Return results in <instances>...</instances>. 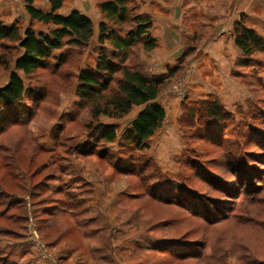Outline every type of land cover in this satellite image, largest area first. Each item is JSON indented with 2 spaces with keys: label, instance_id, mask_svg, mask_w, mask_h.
<instances>
[{
  "label": "rangeland",
  "instance_id": "374dc122",
  "mask_svg": "<svg viewBox=\"0 0 264 264\" xmlns=\"http://www.w3.org/2000/svg\"><path fill=\"white\" fill-rule=\"evenodd\" d=\"M164 1L179 9L171 19L163 20ZM92 3L86 9L95 11ZM130 4L152 19L157 45L137 48L131 63L163 79L156 99L165 112L162 126L147 148L136 150L123 143V134L143 107L91 121L75 86L78 71L94 64L93 40L61 49L68 56L59 68L28 77L18 71L25 85L43 94L25 101L23 120L0 135V180L14 198L22 196L28 213L23 256L34 249L52 260L50 241L66 239L98 264H264V52L244 57L233 33L234 22L244 19L264 38V0ZM13 18L23 21V1L0 0V22ZM20 52L11 41L0 45V86ZM212 100L226 113L219 122L202 119ZM108 124L116 132L112 143L96 136L97 127ZM67 195L76 198L73 217H50L37 231L38 218H49L45 208ZM73 220L86 226L77 232ZM92 226L102 231L91 237ZM6 240L19 239L0 234V243Z\"/></svg>",
  "mask_w": 264,
  "mask_h": 264
},
{
  "label": "trees",
  "instance_id": "16d2710c",
  "mask_svg": "<svg viewBox=\"0 0 264 264\" xmlns=\"http://www.w3.org/2000/svg\"><path fill=\"white\" fill-rule=\"evenodd\" d=\"M34 1L23 0L24 9L31 19L48 26L46 32H35L31 26L20 32L15 24L6 25L0 22V45L8 40L21 49L20 54L13 58L14 70L10 72L7 83L0 86V135L11 124L23 120V114L26 113L23 108H29L25 101L34 103L43 95L42 89L34 90L25 85L18 71L28 77L37 69L53 66L59 68L67 61L68 53L55 54V52L64 47L83 48L92 37V24L87 16L78 11H72L68 15L56 13L61 8L63 0H47L51 7L49 12L36 9L33 6ZM131 2L132 0H99L101 21L98 25L94 64L78 71L75 94L87 106L91 121L97 120L101 115L118 119L128 114L133 107L144 106L123 134L124 144L136 150H143L148 147L147 139L162 126L165 117L163 107L156 102L163 86V79L149 78L131 63L137 48L151 51L157 45L156 38L151 33V16L139 12L136 5L130 4ZM241 18L244 16L242 15ZM233 33L234 44L244 57L249 58L255 52H264V38L247 28L244 19L234 22ZM225 114L221 105L212 100L205 105L202 119L219 122L224 119ZM96 132L97 139L102 142L112 143L116 140L115 128L111 124L99 125ZM2 159L0 166L4 165L1 163ZM5 167H9L7 162ZM10 174L13 175L11 171ZM4 185H6L5 181L0 180V193L5 192L3 196L6 200L4 207L0 209V223H4L0 234L21 239L24 237L28 220L25 201L22 196L14 198V194L4 190ZM33 193L34 191H31V197H35ZM71 198L76 199L72 195L56 198L51 204L53 206H49L52 209L45 208L43 212L49 218L42 220L38 218L36 230L41 231L43 225L40 223L46 222L50 217L57 219L58 215H67L72 218L73 213L69 209L76 200ZM11 208L15 211L9 212ZM85 226L86 224L79 226L73 220L72 228L75 231L78 232ZM90 229L94 231L91 237L98 234V230L102 231L97 226H92ZM22 242V247L16 252L10 248L5 255L3 252L0 253V264H15V257L23 255L26 251L24 247L27 245L25 241Z\"/></svg>",
  "mask_w": 264,
  "mask_h": 264
},
{
  "label": "crops",
  "instance_id": "0c3cea01",
  "mask_svg": "<svg viewBox=\"0 0 264 264\" xmlns=\"http://www.w3.org/2000/svg\"><path fill=\"white\" fill-rule=\"evenodd\" d=\"M19 1L22 2L23 0H19ZM88 1L90 0H63L61 8L58 9L56 13L61 14V15H68L72 11H78L79 13H82L85 16H87L90 19L91 24H92V37L90 41L93 40L97 42L98 25H99V22L101 21V14L98 8L99 0H91L93 2L92 4L94 5L96 4L95 11L93 10V7L91 9H86L87 6H85V4H87ZM6 3L8 4L9 1H7ZM173 4L175 5V1L173 2L164 1L163 13L165 12V14L163 16V20L173 18L172 16H175V15H172L171 12L179 11V9L175 7ZM33 6L36 9L42 10L43 12H49L51 10L50 4L47 0H35L33 3ZM196 6H199V5L196 4ZM212 17L214 18V15ZM22 20L23 21L16 23V18H13L8 21V24L11 25L12 23H15L16 26H22L23 29L28 26H31L35 32H46L47 31L48 26L40 23L37 20H33L30 18V16L27 14V12L24 9V5H23V19ZM135 107L144 108V106H135ZM54 241L55 240L50 241L52 244L51 245L52 247L50 249L47 248L48 252L51 254V256H53L54 259L43 260L37 255V253L35 254V251L33 249L32 254H29L27 256H23V255L16 256L14 259L15 264H98V261H96L98 259H95V260L91 259L89 261L87 258H85L80 248L76 246L73 242L66 240V239H60L59 241H56V242ZM22 243L23 242L21 239L16 240L15 244L13 245H8L7 240L4 242H1L0 243V253L2 254L3 252V254L5 255L7 250L10 248L19 249L20 247H22L21 245Z\"/></svg>",
  "mask_w": 264,
  "mask_h": 264
}]
</instances>
